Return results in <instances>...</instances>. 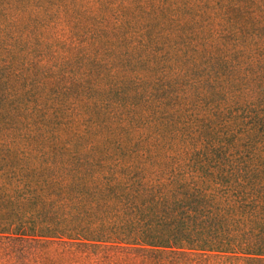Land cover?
<instances>
[{
	"label": "trees",
	"instance_id": "1",
	"mask_svg": "<svg viewBox=\"0 0 264 264\" xmlns=\"http://www.w3.org/2000/svg\"><path fill=\"white\" fill-rule=\"evenodd\" d=\"M263 17L232 18L192 64L149 51L132 77L85 74L67 114L31 96L23 115L0 70V264H264Z\"/></svg>",
	"mask_w": 264,
	"mask_h": 264
},
{
	"label": "rangeland",
	"instance_id": "2",
	"mask_svg": "<svg viewBox=\"0 0 264 264\" xmlns=\"http://www.w3.org/2000/svg\"><path fill=\"white\" fill-rule=\"evenodd\" d=\"M259 15L264 16V0H0V70L20 75L18 89L26 94L18 100L21 112L33 97L43 107L63 104L60 112L67 114L75 80L85 74L100 87L108 85L113 72L132 77L134 70H148L136 59L149 51L156 54L157 65L167 59V52L189 55L192 64L194 44L202 39L224 44L233 37L220 38L218 32H230L232 18L244 21ZM259 21L264 24V17ZM202 61L194 64L197 74L207 70ZM169 62L166 70H174L176 65ZM231 62L222 61L221 68L232 70ZM86 88L87 83L81 90ZM96 95L92 98L100 105L104 100ZM87 96L83 93L81 100ZM2 124L6 126L4 120ZM18 127L28 132L38 125ZM56 249L54 244L39 247L49 259L59 257ZM2 256L0 250V261Z\"/></svg>",
	"mask_w": 264,
	"mask_h": 264
}]
</instances>
